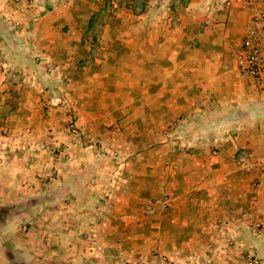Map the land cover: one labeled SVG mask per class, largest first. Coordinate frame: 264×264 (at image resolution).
I'll list each match as a JSON object with an SVG mask.
<instances>
[{
    "label": "rangeland",
    "instance_id": "obj_1",
    "mask_svg": "<svg viewBox=\"0 0 264 264\" xmlns=\"http://www.w3.org/2000/svg\"><path fill=\"white\" fill-rule=\"evenodd\" d=\"M201 2L0 0V264H264V223H200L184 69L154 78Z\"/></svg>",
    "mask_w": 264,
    "mask_h": 264
},
{
    "label": "crops",
    "instance_id": "obj_2",
    "mask_svg": "<svg viewBox=\"0 0 264 264\" xmlns=\"http://www.w3.org/2000/svg\"><path fill=\"white\" fill-rule=\"evenodd\" d=\"M219 1L216 9L205 5L194 10L189 3L179 13L177 45L168 39L167 51L177 46L183 58L162 64L157 60L154 78L161 81L160 67L167 69L168 80L176 67L184 69L190 134L197 130L204 134L194 142L201 148L196 171H191L192 158L184 157L185 168L191 171L185 173V183L191 184L193 174H199L200 223H264V168L258 165H264V88L241 74L237 62L250 10L243 7L245 0ZM174 16L163 15L165 23ZM196 115L201 119L198 128L193 125ZM240 152H248L257 165L250 170L239 166L233 156ZM184 194L192 203L197 193L191 189ZM257 236L256 252L264 258V231Z\"/></svg>",
    "mask_w": 264,
    "mask_h": 264
},
{
    "label": "built area",
    "instance_id": "obj_3",
    "mask_svg": "<svg viewBox=\"0 0 264 264\" xmlns=\"http://www.w3.org/2000/svg\"><path fill=\"white\" fill-rule=\"evenodd\" d=\"M250 10L244 42L237 54L241 74L251 77L257 87L264 88V0H245ZM259 223V222H258Z\"/></svg>",
    "mask_w": 264,
    "mask_h": 264
}]
</instances>
